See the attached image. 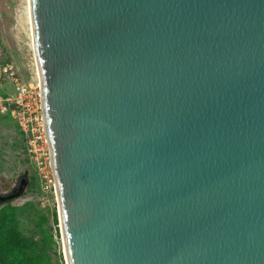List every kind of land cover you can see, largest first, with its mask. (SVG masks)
Here are the masks:
<instances>
[{
    "label": "water",
    "instance_id": "1",
    "mask_svg": "<svg viewBox=\"0 0 264 264\" xmlns=\"http://www.w3.org/2000/svg\"><path fill=\"white\" fill-rule=\"evenodd\" d=\"M30 7L66 264H264V0Z\"/></svg>",
    "mask_w": 264,
    "mask_h": 264
},
{
    "label": "rangeland",
    "instance_id": "2",
    "mask_svg": "<svg viewBox=\"0 0 264 264\" xmlns=\"http://www.w3.org/2000/svg\"><path fill=\"white\" fill-rule=\"evenodd\" d=\"M32 42L29 1L0 0V66L5 61H13L17 71L26 82L38 81L39 78ZM20 177L28 180V186L24 194L41 189H30L32 183L35 182L33 178L38 177L39 183L41 182L37 165L31 162L26 153V136L19 129L17 122L11 115L1 114L0 194L12 192V189L17 186ZM44 196L46 197L45 204L41 205V207L36 205V208L48 216V223L45 224V227L53 223L54 210L58 215L59 236H56L57 244L55 250L51 251V255L53 261L58 260L61 261V264H66L60 233L57 196H55L53 190H48L44 193ZM23 198L24 196L22 195L11 201H13L14 205L22 206ZM24 216L25 233L29 236L34 235L37 239L41 238V229L38 224L40 215L35 210H31ZM52 231L53 233L56 232L55 229Z\"/></svg>",
    "mask_w": 264,
    "mask_h": 264
},
{
    "label": "built area",
    "instance_id": "3",
    "mask_svg": "<svg viewBox=\"0 0 264 264\" xmlns=\"http://www.w3.org/2000/svg\"><path fill=\"white\" fill-rule=\"evenodd\" d=\"M43 110L39 78L38 81L26 82L13 61L3 62L0 66V113L11 115L26 136V153L37 165L41 182L39 191L23 194L22 205L31 202L41 207L45 204L44 193L48 190H53L57 196Z\"/></svg>",
    "mask_w": 264,
    "mask_h": 264
},
{
    "label": "trees",
    "instance_id": "4",
    "mask_svg": "<svg viewBox=\"0 0 264 264\" xmlns=\"http://www.w3.org/2000/svg\"><path fill=\"white\" fill-rule=\"evenodd\" d=\"M1 115V113H0ZM30 189H40L38 177L33 178ZM37 181V182H36ZM35 210L40 215L38 221L41 238L25 233L24 221L28 211ZM48 223V216L36 208L34 203L28 202L22 206L13 201L0 203V264H61L53 261L51 251L55 250L59 236L58 215L54 210L53 223ZM53 229L56 230L53 233Z\"/></svg>",
    "mask_w": 264,
    "mask_h": 264
},
{
    "label": "bare ground",
    "instance_id": "5",
    "mask_svg": "<svg viewBox=\"0 0 264 264\" xmlns=\"http://www.w3.org/2000/svg\"><path fill=\"white\" fill-rule=\"evenodd\" d=\"M28 1H29V21H30L31 27H32V40H33L32 48H33V51L35 53V58H36V61H37V71H38L39 81H40L41 85L43 86V83H44L43 77L44 76H43L42 70L40 68L39 58H38L37 51H36L34 22H33V18H32L31 7H30L31 0H28ZM58 192H59V188H58V185L56 184V193H58Z\"/></svg>",
    "mask_w": 264,
    "mask_h": 264
},
{
    "label": "flooded vegetation",
    "instance_id": "6",
    "mask_svg": "<svg viewBox=\"0 0 264 264\" xmlns=\"http://www.w3.org/2000/svg\"><path fill=\"white\" fill-rule=\"evenodd\" d=\"M25 183H26L27 186H28V180H27L26 178H24V177H20L17 186L14 187V188L12 189V191L15 190V189H19V188L21 187V185H24ZM27 186H26V187H27Z\"/></svg>",
    "mask_w": 264,
    "mask_h": 264
}]
</instances>
